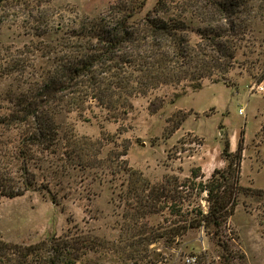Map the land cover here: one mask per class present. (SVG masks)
<instances>
[{
    "label": "rangeland",
    "instance_id": "obj_1",
    "mask_svg": "<svg viewBox=\"0 0 264 264\" xmlns=\"http://www.w3.org/2000/svg\"><path fill=\"white\" fill-rule=\"evenodd\" d=\"M117 1L29 0L21 8L3 7L0 42L15 48L36 40L30 22L38 8L55 25L46 40L55 41L61 34L58 23L70 25L80 15L98 16ZM157 1L145 0L137 16L152 10ZM164 1L166 9L159 11L160 16L193 18L191 11H183L184 0ZM255 13L253 33L264 40V9L256 7ZM189 37L192 43L199 39L194 31ZM246 44L238 49L234 67L222 76L203 78L199 84L183 79L137 87L143 91L128 96L126 105L116 109L89 100L57 114L61 158L69 147L93 143L84 152L95 165L64 164L52 153L31 163L38 190L0 197V238L26 244L85 233L102 240L76 264H188L190 256L199 264H221V245L202 228L177 240L143 241L133 251L129 243L139 238L138 230L163 224L169 214L165 209L132 217L137 199H126L125 193L133 182L142 186L139 175L156 184L169 174L190 177L191 170L199 167L198 179L205 180L215 168L227 165L222 150L228 142L233 153L240 147L243 187L223 229L229 248L239 255L232 264H264V41ZM183 114L185 119L174 128ZM129 170L138 174L129 175Z\"/></svg>",
    "mask_w": 264,
    "mask_h": 264
},
{
    "label": "trees",
    "instance_id": "obj_2",
    "mask_svg": "<svg viewBox=\"0 0 264 264\" xmlns=\"http://www.w3.org/2000/svg\"><path fill=\"white\" fill-rule=\"evenodd\" d=\"M28 2L0 0V9L21 8ZM182 3L183 11H191L193 18L184 14L160 16L159 11L166 9L164 0L137 16L145 0H119L98 16L80 15L70 25L58 23L61 34L55 41L46 40L55 25L38 8L34 22H30L36 40L15 48L0 42V197L38 190L30 165L42 161L43 155L55 154L62 163L74 166L95 165L84 152L93 143L67 148L64 159L57 152L61 137L56 115L62 111L89 100L116 109L126 105L128 96L143 91L137 87L183 79L199 84L203 78L222 76L233 68L243 43L258 41L262 45L264 41L253 33L258 16L255 8L263 10L264 0ZM3 20L4 16L0 17V23ZM189 31L199 35L196 42L190 40ZM185 116L173 127L178 128ZM222 153L227 165L215 168L205 180L198 179L202 175L196 167L184 179L169 174L152 184L139 175L142 186L133 182L127 187L125 198L137 199L132 217L165 209L169 214L165 224L153 228L143 225L138 230L140 239L129 243L133 251L143 241L150 244L161 237L177 240L190 230L202 228L221 245V264H232L239 257L229 248L223 229L243 190L239 183L240 147L233 153L226 142ZM131 174L138 172L129 170ZM52 199L56 201L55 196ZM134 224L137 227L138 221ZM96 239L85 233L50 236L26 244L0 238V264H76L102 244ZM195 263L199 264L196 257Z\"/></svg>",
    "mask_w": 264,
    "mask_h": 264
},
{
    "label": "built area",
    "instance_id": "obj_3",
    "mask_svg": "<svg viewBox=\"0 0 264 264\" xmlns=\"http://www.w3.org/2000/svg\"><path fill=\"white\" fill-rule=\"evenodd\" d=\"M260 88L262 89L263 87L260 86ZM186 261H187L188 264H196V263H195V257H193V256L188 257V258L186 259Z\"/></svg>",
    "mask_w": 264,
    "mask_h": 264
}]
</instances>
